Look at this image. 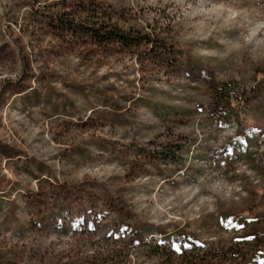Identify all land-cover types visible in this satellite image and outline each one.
Here are the masks:
<instances>
[{
	"label": "rangeland",
	"instance_id": "obj_1",
	"mask_svg": "<svg viewBox=\"0 0 264 264\" xmlns=\"http://www.w3.org/2000/svg\"><path fill=\"white\" fill-rule=\"evenodd\" d=\"M0 264H264V0H0Z\"/></svg>",
	"mask_w": 264,
	"mask_h": 264
},
{
	"label": "trees",
	"instance_id": "obj_2",
	"mask_svg": "<svg viewBox=\"0 0 264 264\" xmlns=\"http://www.w3.org/2000/svg\"><path fill=\"white\" fill-rule=\"evenodd\" d=\"M93 5V4H92ZM92 5L90 7H92ZM77 6L80 9V12L86 15L85 18L76 17L75 15L66 14H57L55 20L52 19V22L58 21L61 27H64L66 30L70 31H80L82 29H87V33L97 42L102 44H115L123 48H139L144 47L147 53L152 52V46L149 35L141 36L139 31H122L119 30L117 25L114 23V17H111V14L101 13L96 5L94 10H91L89 7L84 6V2H79ZM112 12V11H111ZM88 24V27L84 28L83 25ZM248 94H244L240 104L247 100ZM236 97L228 96L227 94H219L217 99V104H223L226 107L235 108L236 113L241 109L240 106L235 107L234 101Z\"/></svg>",
	"mask_w": 264,
	"mask_h": 264
}]
</instances>
